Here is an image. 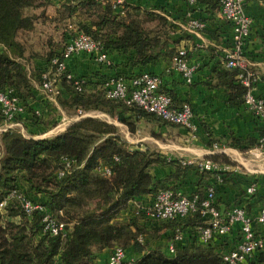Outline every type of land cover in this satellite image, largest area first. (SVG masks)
<instances>
[{"label":"trees","instance_id":"16d2710c","mask_svg":"<svg viewBox=\"0 0 264 264\" xmlns=\"http://www.w3.org/2000/svg\"><path fill=\"white\" fill-rule=\"evenodd\" d=\"M195 1L206 4L214 12L220 9V0ZM50 4L51 0H0V92L12 88L24 105L33 99L31 79L35 76L39 84L42 72L29 74L27 63L32 58H41L49 66L51 58L59 55L56 50L64 47L68 27L90 36L105 52L111 48L122 54L133 50L134 65L155 64L161 58L171 62L175 55L178 41L172 38L174 27L163 15L125 5L123 14L115 15L113 9L101 7L97 0H66L60 4L50 24L56 29L64 25L61 40L48 38L43 56L28 52L20 36L33 33L39 20L47 19L45 13ZM238 74V69L218 73L220 83L229 90L226 100L229 105L242 104L246 92L237 80ZM83 80L78 92L64 75L60 77L62 95L57 101L63 110L100 111L126 126L131 134L141 120L171 125L136 106L107 98L106 81ZM37 119L33 113L31 121ZM248 142L254 145L253 141ZM242 143L232 139L235 147ZM63 158L74 160L75 164L58 177L57 173L64 170ZM207 160L233 166L221 154L208 156ZM181 161L157 151L134 149L120 136L115 125L91 117L72 122L63 132L49 138H27L16 129L1 133L0 203L12 190L21 191L22 181L27 190L21 192L68 224L70 234L65 242L44 234L40 216H26L11 201L0 212V264H53L56 257L60 264H93L98 254L114 247L124 250L131 247L141 254L138 260L122 264H224L212 246H200L195 239L180 247L174 256L158 248L151 249L148 241H139L140 237L155 240L168 228L172 232L186 228L190 221L196 228L204 225L196 213L182 221L159 223L161 227L153 230L159 226L155 223L148 231L139 224L146 220L143 215L131 216L135 204L140 205L145 197L152 198L161 190L175 191L176 187L168 186L167 182L195 169L192 165H182ZM155 165L174 166L175 171L157 180L150 172ZM101 168H108L110 175L99 171ZM199 174L194 195L201 199L209 186V175L215 173ZM127 211L130 214L123 217L122 213Z\"/></svg>","mask_w":264,"mask_h":264},{"label":"crops","instance_id":"0c3cea01","mask_svg":"<svg viewBox=\"0 0 264 264\" xmlns=\"http://www.w3.org/2000/svg\"><path fill=\"white\" fill-rule=\"evenodd\" d=\"M65 1L51 0L47 13H45L47 19L45 21L41 19L39 22L50 24V19L55 16V11ZM100 5L104 7L102 4ZM124 5L159 13L173 25L172 38L178 41L175 49H185L188 62L196 68L191 84H185L179 73L169 70L171 62L168 58H161L155 64L134 65L135 52L133 50L122 54L114 48L109 49L107 52L109 65L99 64L89 55L78 54L67 61V70L75 77L93 82L98 78L103 82L117 77L129 79L141 71L163 76L160 90L172 97V107L180 109L184 104L191 107L198 125L195 139L182 127L166 125L158 121H139L133 134L129 133L126 126L108 116L110 120H115L111 124L118 128L120 136L134 149L146 150L148 149L147 144L152 141L157 144L159 153L172 160L179 158L201 161L207 160V157L211 155H225L233 166H230L231 169L224 173L222 181L217 183L214 174L209 175L207 179V184L215 187L216 208L225 212L230 207L240 206L245 210L246 215L256 216L264 208V151L259 158H253L250 152L255 148L262 135L260 124L242 104L229 105L227 103L229 90L218 79L220 71L228 70L224 63L225 54L232 49L230 28L219 18V11H211L206 4L197 1L191 5L188 0H126ZM112 12L115 15H122L123 7L119 10H112ZM245 12L253 23L250 36L242 50L243 65L258 77L253 93L263 95L264 0H247ZM187 14L203 22L205 30L198 35L184 31L181 25ZM36 32L37 29L33 31V33ZM50 34L54 40V33ZM68 39L69 36L65 35V43ZM60 51V49L56 50L57 53ZM46 67L47 62L41 58H32L27 63L29 74L36 70L43 71ZM31 82L33 99L29 100L26 105L21 104L23 110L19 121L23 135L27 138L43 139L49 135L63 132L68 125L74 122L72 118L75 115H67L56 101L45 96L39 90L38 82L34 81V77ZM32 112L40 118L41 124L38 125L31 121ZM63 119L66 122L61 128H56ZM171 131L175 133L171 134ZM178 134L181 138L178 137ZM232 139L240 140L243 143L241 146L235 147L232 144ZM250 140L253 141V146L249 145L248 141ZM165 142H175L177 150L169 148ZM215 146L217 147L215 148ZM235 167L239 169L236 171ZM174 171V166L155 165L150 169L151 174L157 180L165 179ZM199 175L195 169H189L186 175L180 176L176 181L169 180L167 185L175 186L176 194L190 199L196 193ZM19 183L21 191L27 190V185L24 182L20 181ZM251 183L256 185V192L249 196L246 194V188ZM149 198L145 197L144 200H149ZM129 214L128 211L123 212L122 216ZM190 223L186 228H181L185 245L193 241L196 231V225L193 226L192 221ZM139 224L151 231V225L155 223L142 220ZM160 227L161 224L153 230ZM256 233L264 239V225H257ZM172 234V229L168 228L155 240L148 237L142 238V240L148 241L151 249L158 248L162 250V253H166L165 247ZM125 251L128 260L136 261L141 257V254L134 252L131 247ZM109 253L110 249H106L98 254L93 264H107ZM250 264H264V251Z\"/></svg>","mask_w":264,"mask_h":264},{"label":"built area","instance_id":"2783aa9c","mask_svg":"<svg viewBox=\"0 0 264 264\" xmlns=\"http://www.w3.org/2000/svg\"><path fill=\"white\" fill-rule=\"evenodd\" d=\"M97 1L103 6L119 10L126 0ZM188 1L191 5L195 3V0ZM246 2L247 0H220L218 14L231 32L232 49L225 54V67L239 70L237 80L240 85L246 88L242 105L260 124L262 135L255 148L250 152L253 158H259L264 151V94L256 95L253 93L258 77L243 65L242 60V50L250 36L253 23L245 12ZM181 27L187 33L195 35L205 30V24L192 18L190 14L185 15ZM58 54V56L51 58L50 65L41 72L38 84L39 90L53 101L62 95L60 77L63 75L72 82L78 92L81 91L84 80L75 77L66 68V63L71 57L86 54L93 57L99 64H110L108 54L103 47L90 36L77 31L69 36L68 41ZM169 70L179 73L185 84H191L196 68L188 62L186 50L177 49L171 59ZM162 84L163 76L141 71L129 79L117 77L106 81L104 91L107 98L122 101L129 106H136L166 123L182 127L195 139L198 125L195 122L191 107L184 104L180 109L173 108L171 98L160 90ZM21 104L12 88L0 92V134L21 128L19 121L23 110ZM89 116L87 112L78 110L72 119L75 122ZM65 122L66 120L63 119L56 128H61ZM113 159L118 160L116 157ZM61 161L64 170L57 173L58 177H62L64 171L69 170L75 164L74 160L67 158H63ZM181 164L192 165L197 172L215 173L214 179L217 183H220L224 173L231 169L228 165L217 164L209 160H182ZM234 169L237 171L239 168L235 167ZM99 171L105 175H110L108 168H101ZM255 192L256 185L251 183L246 188V194L250 196ZM215 196L213 185L205 190L201 199L197 195L189 199L172 190H161L149 200H143L140 205L135 204L132 207L133 214L131 213V216L143 215L148 221L162 223L182 221L199 213L204 225L196 228L194 235L196 244L212 246L220 254L224 264H250L264 251V239L256 233V226L264 225V208L254 217L246 215L245 210L240 206L230 207L227 211L221 212L215 206ZM11 201L16 202L26 216L38 214L44 234L60 237L63 242L66 241L70 234L69 225L59 221L44 205L34 202L24 192L14 189L0 203V212H3ZM183 238L182 229L176 228L165 247L168 256H174L180 247L185 246ZM139 241H143L142 237L139 238ZM125 262L130 263L133 260L127 259L124 249L119 247L110 249L107 264ZM53 264H60L59 257H56Z\"/></svg>","mask_w":264,"mask_h":264},{"label":"rangeland","instance_id":"374dc122","mask_svg":"<svg viewBox=\"0 0 264 264\" xmlns=\"http://www.w3.org/2000/svg\"><path fill=\"white\" fill-rule=\"evenodd\" d=\"M48 13L51 14V12H49V11H48ZM35 29H37V32L36 33H31V34H27V35L26 34H23V35L20 36V38H21V41L26 46V49H27L28 52H32V53L39 54V55L42 54V56H43L44 53H45V49H46L44 43H46L47 42V38L51 36L50 33H54L53 34L54 40L56 42H58V41L61 40V38H62L61 35H63L62 32H64L66 28H64V25H59L58 28L56 29L55 26H54V24H52V25L49 24V23L48 24H44V23L42 24V23L39 22ZM74 29L75 28L73 26L72 27H68L67 30L65 31L64 35H67V36L73 35L74 34ZM44 32L46 33V36H44L45 35ZM47 35H49V36H47ZM43 36H44V38H43ZM64 41H65V39H64ZM60 50H62V47L61 46H60ZM35 78H34V81L36 82L37 80ZM56 102L58 104L57 99H56ZM63 111L67 115H71V116H74L76 114V111H74L73 109H70V108H68L67 110H63ZM87 113L90 115L89 117L94 118V119H98L100 121H105V122H107L109 124L115 122V120H116V119L115 120H112V119L110 120V118L108 117V115L106 117V114H104V113H102L100 111H88ZM41 123H42V121L40 120V118L37 119L36 124L39 125ZM16 130H18L21 134H24L21 131V128H18ZM60 133H58V134H60ZM172 133H175V132L174 131L173 132L171 131V134ZM55 135H57V134L49 135L46 138H49V137H52V136H55ZM178 137H180L179 134H178ZM165 144H167V146L169 148L171 147L174 151L177 150L175 148V145H174L175 142H173V143H171V142L166 143L165 142ZM147 147H148V150H150V151H157L158 152L157 144L154 143V142H152V141H150L147 144ZM182 151H185V150H182ZM177 159H179V158H177ZM182 160H184V159H182ZM17 219L18 218H16V220Z\"/></svg>","mask_w":264,"mask_h":264}]
</instances>
